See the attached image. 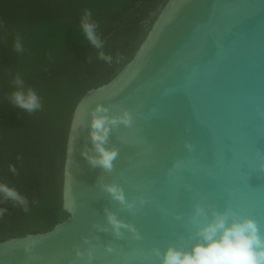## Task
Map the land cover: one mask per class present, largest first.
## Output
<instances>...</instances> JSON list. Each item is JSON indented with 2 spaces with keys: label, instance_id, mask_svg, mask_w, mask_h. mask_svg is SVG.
<instances>
[{
  "label": "water",
  "instance_id": "1",
  "mask_svg": "<svg viewBox=\"0 0 264 264\" xmlns=\"http://www.w3.org/2000/svg\"><path fill=\"white\" fill-rule=\"evenodd\" d=\"M97 105L131 116L109 133L111 171L85 155ZM62 208L70 218L51 230L0 241V264H161L168 247L190 250L229 209L264 237V0L166 2L133 58L76 103ZM108 212L135 233L117 236Z\"/></svg>",
  "mask_w": 264,
  "mask_h": 264
},
{
  "label": "trees",
  "instance_id": "2",
  "mask_svg": "<svg viewBox=\"0 0 264 264\" xmlns=\"http://www.w3.org/2000/svg\"><path fill=\"white\" fill-rule=\"evenodd\" d=\"M167 1L45 0L40 6L50 7L46 15L26 19L16 29L0 27V177L24 198V203L0 199V241L46 232L70 218L62 208V174L73 109L87 90L109 82L133 58ZM154 10L146 30L137 23L126 30L130 16L145 18ZM86 15L102 49L84 34ZM14 32L16 40L9 45ZM101 50L111 62L99 58ZM28 90L40 103L32 111L12 99L14 92ZM24 177L35 179L32 191Z\"/></svg>",
  "mask_w": 264,
  "mask_h": 264
},
{
  "label": "clouds",
  "instance_id": "3",
  "mask_svg": "<svg viewBox=\"0 0 264 264\" xmlns=\"http://www.w3.org/2000/svg\"><path fill=\"white\" fill-rule=\"evenodd\" d=\"M82 29L87 40L97 49H102L103 43L96 33V26L89 22L87 15L82 21ZM16 47L20 49L19 42ZM98 56L107 62L112 60V57L102 50L98 52ZM16 83L21 84L22 81L17 79ZM12 99L17 106L27 111L40 107L39 98L31 90L27 93L16 91ZM91 117L89 135L94 154L85 153V155L93 166L111 171L117 149L106 148L105 144L109 133L116 125L130 123V113L124 110L118 115H108L107 107L97 105ZM104 190L110 193L113 199L126 203L127 207L133 206V202L125 201L123 190L119 185H104ZM0 199H11L24 203V198L14 188L4 183H0ZM2 212L3 209H0V214ZM195 214L196 216L203 215L204 210L197 207ZM106 216L117 236L120 235L121 228H127L135 233L132 225L123 223L113 213L108 212ZM196 235L198 242L190 250L168 247L162 254L161 264H264V237L260 235L256 222L251 218H241L230 209L214 213L213 218L200 227ZM156 254L161 255L158 250Z\"/></svg>",
  "mask_w": 264,
  "mask_h": 264
},
{
  "label": "rangeland",
  "instance_id": "4",
  "mask_svg": "<svg viewBox=\"0 0 264 264\" xmlns=\"http://www.w3.org/2000/svg\"><path fill=\"white\" fill-rule=\"evenodd\" d=\"M67 0H56V2L65 3ZM55 2V1H54ZM41 4H46L45 0H34V1H26V0H7L6 3L0 1V27H4L5 25H14L15 29L19 23H22L26 19L30 20L31 18L37 17L36 15L47 14L51 11V9L40 6ZM161 7V6H159ZM44 12L42 13V11ZM42 10V11H41ZM156 14V10L151 11L148 16L144 18L142 14H136L130 16L126 20V30L130 31L134 29L135 24L142 28L143 30L147 29L149 23L151 22V18ZM21 29V28H20ZM33 33V32H32ZM15 32L13 36L9 37V45H12V42L15 41ZM8 47V46H7ZM4 46L0 47V54ZM1 121V117H0ZM1 141H0V152H1ZM0 183H2L0 177ZM35 179L33 177H24V185L27 191H32L34 189Z\"/></svg>",
  "mask_w": 264,
  "mask_h": 264
},
{
  "label": "flooded vegetation",
  "instance_id": "5",
  "mask_svg": "<svg viewBox=\"0 0 264 264\" xmlns=\"http://www.w3.org/2000/svg\"><path fill=\"white\" fill-rule=\"evenodd\" d=\"M0 1H3L4 3H6V2H7V0H0Z\"/></svg>",
  "mask_w": 264,
  "mask_h": 264
}]
</instances>
